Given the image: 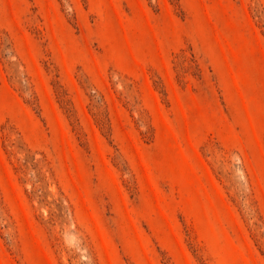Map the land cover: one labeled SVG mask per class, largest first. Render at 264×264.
<instances>
[{"label":"rangeland","instance_id":"obj_1","mask_svg":"<svg viewBox=\"0 0 264 264\" xmlns=\"http://www.w3.org/2000/svg\"><path fill=\"white\" fill-rule=\"evenodd\" d=\"M0 264H264V0H0Z\"/></svg>","mask_w":264,"mask_h":264}]
</instances>
